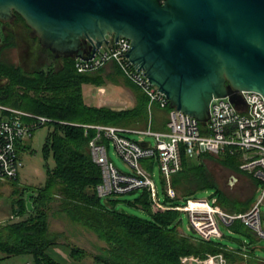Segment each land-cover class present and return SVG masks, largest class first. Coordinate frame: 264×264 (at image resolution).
<instances>
[{"label": "trees", "instance_id": "16d2710c", "mask_svg": "<svg viewBox=\"0 0 264 264\" xmlns=\"http://www.w3.org/2000/svg\"><path fill=\"white\" fill-rule=\"evenodd\" d=\"M19 18L17 23L22 22L29 27L20 14ZM4 42V49L18 42L13 29L6 35ZM40 46L45 50L46 58L51 60L46 66L38 65L33 70H25L22 66L10 64L0 58V78L7 79L6 84L0 87V102L55 120L49 123L50 129L43 145L47 166L44 184L36 188L25 187L22 191L16 209L21 216L27 214L25 218L0 226V250L6 256L31 254L34 264H60L47 252L51 245L58 243L61 235L50 230L49 217L55 202V213H64L70 221L86 227L106 243L95 258L107 264H182L183 255L194 254L205 258L209 253H223L229 264H264V259H259L253 249L246 256L243 245L233 250L222 240L203 239L193 230L183 233L180 229L183 224L182 211L168 209L154 212L147 189L140 190V195L131 203L146 209L150 214L149 218L119 211L116 207L119 200L116 197L109 198L112 206L103 203L95 191V186L102 180L101 168L89 151V141L95 130L70 122L126 127L147 123L149 98L125 78L141 92L134 107L117 110L87 103L83 84H103L104 78L100 72L104 67L94 71L97 73L79 72L76 56H57L49 48ZM113 64L115 71L124 76L117 64ZM201 126L206 133L207 123H201ZM18 148L21 154L31 147L21 144ZM206 155L211 154L206 152L194 158L183 150V166L173 176V184L180 196L186 198L199 190L213 188L220 203L228 208L229 200L202 160ZM50 157L54 159L52 166L49 164ZM239 157L238 153L228 152L219 155V160L228 167L244 172L240 168ZM148 167L153 168L150 164ZM18 178L19 176L11 181ZM255 180L261 183L259 179ZM30 190L35 193L32 197L35 209L32 211L28 209L26 202V191ZM165 198L166 202H172L167 196ZM174 204H180L178 199ZM236 209L243 211L246 206H238ZM232 227L252 239L257 238L241 221H236ZM72 253H79L77 256L80 257L86 255L87 250L73 245Z\"/></svg>", "mask_w": 264, "mask_h": 264}, {"label": "water", "instance_id": "95a60500", "mask_svg": "<svg viewBox=\"0 0 264 264\" xmlns=\"http://www.w3.org/2000/svg\"><path fill=\"white\" fill-rule=\"evenodd\" d=\"M16 13L57 56L90 59L129 38L130 62L172 107L202 123L214 98L228 96L241 108V90L264 96V0H0L1 21ZM6 82L0 78V87ZM34 195L26 191L29 210Z\"/></svg>", "mask_w": 264, "mask_h": 264}, {"label": "built area", "instance_id": "2783aa9c", "mask_svg": "<svg viewBox=\"0 0 264 264\" xmlns=\"http://www.w3.org/2000/svg\"><path fill=\"white\" fill-rule=\"evenodd\" d=\"M131 40L122 36L118 42L111 41L97 50L94 57H77L79 72H94L108 63H116L124 77L136 85L149 98V122L145 128L126 127L116 124H82L86 129L95 130L89 141L92 159L100 166L102 180L95 186L100 198H114L118 195L147 189L150 192L152 210L162 212L168 209L185 211L189 226L201 238L213 240L222 238L221 224L232 226L236 221L244 223L257 237H264V96L254 90H241V108L227 97L214 98L211 102L210 119L206 133L201 121L188 113L170 107L167 96L158 86L153 85L144 73L127 57ZM168 110L166 130H156L152 125L153 107ZM55 121L53 118L0 102V180H12L19 176L24 166L19 145L32 137L34 131ZM65 122V121H61ZM67 123V121H66ZM74 124L73 122H70ZM130 133L140 135L139 139ZM146 136L154 137L149 146L141 142ZM110 144L130 166V171L122 170L110 154ZM189 156H200L209 152L220 154L242 152L245 160L241 169L252 173L261 181L260 197L247 211L230 212L217 205L215 199L187 198L181 204L166 202L159 195L153 168L160 164L164 191L172 201L177 200L178 192L173 184V176L183 166L182 151ZM148 161V166L145 164ZM19 219L12 214L9 219L0 221V226ZM182 264H229L223 253H209L205 258L197 255H184Z\"/></svg>", "mask_w": 264, "mask_h": 264}, {"label": "rangeland", "instance_id": "374dc122", "mask_svg": "<svg viewBox=\"0 0 264 264\" xmlns=\"http://www.w3.org/2000/svg\"><path fill=\"white\" fill-rule=\"evenodd\" d=\"M15 30L21 31V29H18L17 27ZM25 30L27 31V33H29L30 31L27 29ZM29 45H30V50H28L29 53L28 55L27 49L25 48H28ZM40 50H41V46L39 40L37 39L35 41L28 40L26 43H24L19 39V41L17 43H14V45H12L11 47L1 50L0 58L2 60L7 61L10 64L16 66H22L25 70H33L38 65L46 66L47 63H50L51 58L47 59L46 53H42V51L40 54ZM110 69L108 70L107 68L106 73L100 72L101 75L105 77L104 78L105 83L99 85L98 84L89 85L86 83L84 85L83 91L87 103H91L93 105L99 104V106H108L113 108V106L120 105L118 104V102L114 103L113 100H117L121 97H128L129 92L127 86H131V85L125 80V77L119 74L117 71H114L109 75L110 71H112ZM119 102H123V101H119ZM122 105L125 106L126 104L123 103ZM148 122L149 120L147 121V123L133 124L130 127L145 128ZM73 123H74L73 125L78 124V122H73ZM49 129H50L49 124L43 125L34 131L32 137H30L29 140H26L30 144L31 148L21 152L24 166L21 169L19 180H15V181L0 180V221L6 219L10 215L13 209L12 207L13 204H15L14 207L15 209L18 207L19 203H17V200H19L20 197L22 196V191L24 190L25 187L36 188L44 184L47 178V166H46V160L43 155V145L46 140V136L49 132ZM130 136H132L135 139L140 138V135L136 133H130ZM146 139L154 142V137L152 136H146ZM109 150L113 160L122 170H126V171L131 170L130 166L117 153L113 144H110ZM194 158H197V156H195ZM202 160L206 164L210 173L213 175L219 188L223 192V195L229 200L231 204L236 203L238 206H250V208L253 207V205L259 199L261 193L260 191L257 192L256 182L252 179V177L248 173L234 170L230 167L225 166L222 162H220L219 155L217 154L206 155L202 158ZM49 164L51 166L54 165V159L52 157H50L49 159ZM154 176H155V181L158 185L159 195L161 198H164L166 194L164 191L162 172L158 161L155 164ZM139 195H140V190L135 193H126V194L118 195L116 197L119 200L116 204L117 209L123 208L128 213L149 218L150 214L146 209L131 203V201H134V199ZM193 196L198 199L212 200V198L214 196H217V194H215V189L208 188L205 190L197 191ZM103 200L104 198L102 199V201ZM52 205L53 206L50 215L52 214V216L54 217L60 216L57 213H55L57 209L56 208L57 204L53 202ZM151 208H152V204H151ZM261 209L263 211V225H264V201L261 204ZM182 218H183V224L181 228L187 233L191 232L192 230L189 228L190 223L187 212L182 211ZM56 220L54 222V225L56 224H58L59 226L62 224L66 225V223L61 221L60 219L59 220L56 219ZM58 225L57 227H59ZM221 228L225 234L222 237V240L225 243H228L230 247H238L241 246L243 242H246L255 248V252L257 256L264 259V237L263 238L257 237L252 239L248 235L241 234L237 231H233L230 226L224 224H221ZM94 237L95 239H97V241L94 242L92 241V239L90 240L86 239L84 243L86 245H91V247L93 248H95L96 244L98 246L100 244L106 245L104 241L99 240L96 236ZM13 258L14 259L10 261V264H21L22 262H25L28 259V255L15 256Z\"/></svg>", "mask_w": 264, "mask_h": 264}, {"label": "crops", "instance_id": "0c3cea01", "mask_svg": "<svg viewBox=\"0 0 264 264\" xmlns=\"http://www.w3.org/2000/svg\"><path fill=\"white\" fill-rule=\"evenodd\" d=\"M106 66L107 67H104V70L102 72L106 73L107 68H108V70L110 68H112V69H110L112 71H110L109 75L115 71V67H114L115 65L113 63H108ZM109 66H112V67H109ZM103 78H105V77L103 76ZM104 83H105V79H104ZM85 84H83V88H84ZM87 84H89V83H87ZM89 85H91V84H89ZM127 89L129 92L128 97H121L117 100H113L114 103L118 102V104H120L117 106H113V109L120 110V109L130 108V107H134L137 104L138 96L140 95L141 92L132 86H127ZM119 101H123V102H119ZM123 103H125L126 105L123 106L122 105ZM97 105L99 106V104H97ZM148 120H149V114H148ZM167 123H168V110L161 109L158 106H154L153 107V117H152L153 128H155L156 130H166L167 129ZM29 139H27V140H29ZM24 144L28 145V147H30V144L27 141H25ZM207 153H209V152H207ZM224 153H228V152L224 151V152L217 154V155H221ZM237 153L240 154L239 159H240V168H241V164L245 160V155L241 151L237 152ZM210 154L212 155L213 153H210ZM191 157H194V156H191ZM197 157H199V156H197ZM154 168H155V166L153 167V170H154ZM243 171L245 173H248L252 177V179L256 182L255 176L252 173H250L246 170H243ZM20 172H21V170H20ZM19 178H20V173H19ZM19 178H18V180H19ZM256 186H257V192L260 191V184L256 182ZM177 192H178V198L177 199L180 202V204L183 203L187 198H191V197L193 198L194 197V196L187 197V198L184 196L181 197L178 190H177ZM257 192H256V194H257ZM165 197L163 199H165V201H166ZM255 197H256V195H255ZM212 199H215L217 205H219L220 207L224 208L227 211H230V212L238 211L236 209L238 207V205L236 203L235 204L230 203V205H228V208H227L226 207L227 205L224 206L220 203V199H219L218 195L214 196ZM173 201H172L173 203L171 202L172 204H174L176 200H173ZM174 205H176V204H174ZM12 207H13L12 212L10 213V215L6 219H9L10 216L12 214H15V213L19 215V219H17V220L23 219L27 216V214L21 216L19 214V212L17 211V209L14 208L15 204H13ZM249 208H250V206H246V209L243 211H247V210H249ZM56 219H58V220L60 219L61 221L65 222L66 225H64V224H62L60 226L58 224L54 225V222ZM3 220H5V219H3ZM56 222H57V220H56ZM49 223H50L51 232L52 233H61V235L58 238V243L51 245L48 248L47 252L53 259L57 260L60 264H107L106 262L97 260L95 258V255L101 251V247L105 246V244H100L99 246L97 244H96L97 246L94 244L95 248H93V247H91V245H86L84 243V241H86V239H88V240L92 239V241H94V242L97 241V239H95L94 236H96L99 240H101L94 232L90 231L89 229H87L86 227H84L80 224H77V223L70 221L64 213L60 214V216H58V217H54L51 214L49 217ZM57 225L59 227H57ZM230 227L233 231H236L235 228H233L232 226H230ZM189 228H190V226H189ZM180 229L183 233H187L182 228H180ZM215 240H222V238L215 239ZM101 241H103V240H101ZM226 244H227V247L229 249L234 250L235 248H237V247H230V245L228 243H226ZM73 245H77V246H80V247L86 249L87 254L81 255L80 257L77 256V255H79V253L74 255L72 253V246ZM242 245L241 246L245 249L244 251L247 253V254H245L246 256L248 255V251L251 249H253L254 253L256 254L255 248L253 246H251L250 244L244 242ZM20 255H28V259L25 262H22L21 264H34L33 257L31 254H17V255L6 256L5 253L2 252L1 250H0V264H10V261H12L14 259L13 257L20 256ZM259 259H261V257H259Z\"/></svg>", "mask_w": 264, "mask_h": 264}, {"label": "flooded vegetation", "instance_id": "af4514ba", "mask_svg": "<svg viewBox=\"0 0 264 264\" xmlns=\"http://www.w3.org/2000/svg\"><path fill=\"white\" fill-rule=\"evenodd\" d=\"M17 21H20L18 13H16V16L14 17L13 20H8V21H1L0 20V52H1V50L4 49L3 48V44L5 43L4 39L11 29L14 30V33L16 34L18 41L20 39V41L26 43L28 40H30V41L31 40L35 41L36 39L39 40V38L37 36L33 35L34 33H33V31H31L32 29L30 27L25 26L22 22L17 23ZM16 27L18 29H21V31H16L15 30ZM25 29L30 30L31 32L29 31V33H27V31ZM39 43H40V40H39ZM40 45H42V44L40 43ZM25 49H27V54L29 55L28 50H30V45L28 48H25ZM83 49L86 51L90 50V45L88 42L83 43ZM41 51H42V53H46L45 50L41 49L40 54H41ZM47 55H49V54L47 53Z\"/></svg>", "mask_w": 264, "mask_h": 264}]
</instances>
